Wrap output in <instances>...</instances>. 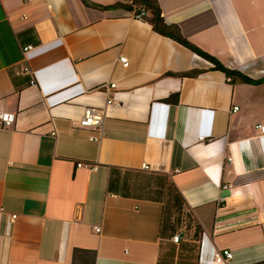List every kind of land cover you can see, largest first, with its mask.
Masks as SVG:
<instances>
[{
	"label": "crops",
	"instance_id": "1",
	"mask_svg": "<svg viewBox=\"0 0 264 264\" xmlns=\"http://www.w3.org/2000/svg\"><path fill=\"white\" fill-rule=\"evenodd\" d=\"M158 2L196 47L264 80V0ZM133 12L0 0V114L16 117L0 128V264H264V82L232 83ZM86 107L106 109L98 141Z\"/></svg>",
	"mask_w": 264,
	"mask_h": 264
},
{
	"label": "trees",
	"instance_id": "2",
	"mask_svg": "<svg viewBox=\"0 0 264 264\" xmlns=\"http://www.w3.org/2000/svg\"><path fill=\"white\" fill-rule=\"evenodd\" d=\"M86 4L93 6V7H99L106 10H112L115 8H124L128 11H135L138 10H144L147 13V16L144 18L153 28L155 32L160 34L161 36L170 38L177 42L178 44L182 45L183 47L191 50L195 54L199 55L200 57L206 59L210 63L213 64V68L216 71H221L226 75V77L232 82V83H245V84H251V85H259L264 82V80H253L249 78L248 76L242 74L239 71L231 70L224 66L219 60L212 57L211 55L203 52L201 49L196 47L194 44H192L190 41H188L182 34L180 28L176 25H168L163 16L162 11L159 5L158 0H140L134 3L133 6H111V7H102L98 6L96 4L91 3L88 0H84ZM136 7V8H135ZM198 73H191V76H196ZM189 75V74H188ZM177 76V75H176ZM77 253H87L86 251H77Z\"/></svg>",
	"mask_w": 264,
	"mask_h": 264
},
{
	"label": "built area",
	"instance_id": "3",
	"mask_svg": "<svg viewBox=\"0 0 264 264\" xmlns=\"http://www.w3.org/2000/svg\"><path fill=\"white\" fill-rule=\"evenodd\" d=\"M147 16V13L144 10H138L136 9L133 12L132 18L136 20H143ZM33 50L32 46H28L24 48V52H29ZM120 62L122 63L123 67L127 68L129 66V61L126 57L122 56L120 57ZM116 87L115 83L110 84V88L114 89ZM108 92L106 91V95ZM107 106L108 105H115L117 104L114 99L107 100ZM234 110H238V107H235ZM106 117V109L105 108H96V107H86L81 117L78 120V125L83 129H90L97 133V136H93L90 139L92 141H98L103 137V125ZM15 115L7 114V113H1L0 114V128L2 129H10L12 128L14 122H15ZM256 128L260 130L261 134H264V126L263 125H257ZM199 140H208L207 136L205 135H198ZM230 161V158L228 159ZM82 166H88L92 167L86 164H78V167ZM93 169H96V167H92ZM146 165H144V169H146ZM229 188V187H224ZM17 219V215L11 216V222L14 223ZM97 232L100 231L99 228L96 229ZM181 239L180 235H176L173 237L174 242H178ZM232 253L229 250H222V251H216L214 253V261L216 263H226L232 259Z\"/></svg>",
	"mask_w": 264,
	"mask_h": 264
}]
</instances>
